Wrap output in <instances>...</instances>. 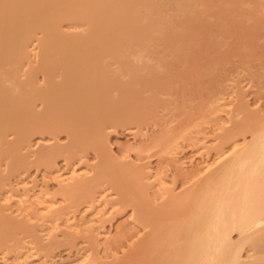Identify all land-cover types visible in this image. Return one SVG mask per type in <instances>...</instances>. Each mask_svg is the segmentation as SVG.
Instances as JSON below:
<instances>
[{"label": "bare ground", "instance_id": "6f19581e", "mask_svg": "<svg viewBox=\"0 0 264 264\" xmlns=\"http://www.w3.org/2000/svg\"><path fill=\"white\" fill-rule=\"evenodd\" d=\"M238 8L241 11L251 8L258 14L264 10V0H0V257L16 252L20 255L24 248L27 249L21 242L33 230L30 225L33 218L40 219L42 228L47 223L50 232L61 230L67 232L64 236H74L75 228L78 230L85 223L89 225V216L97 218L101 213V218L95 222H102L100 209L114 202L110 205L112 208L117 205L122 210L132 208L133 224L124 228L126 234L136 227L142 228L143 233L145 231L143 237L129 246L131 252L128 253L139 254L147 247L153 256L151 258H155L152 264H264V116L247 112L250 109L242 91L240 96L238 92L237 104L240 106L236 105L239 108L231 110L232 126L225 130L220 141H216L218 145L213 150V158L210 156L212 160L208 156L210 151H205L206 146L203 145L193 171V179L195 177L196 180H189L190 184L186 186L191 182L194 184L178 195L171 191L163 203V195L160 202L155 196L164 186V181L160 179L158 185L161 188L153 192L152 178L146 171L137 169L136 174L130 175L128 173L133 168L128 173L125 171L128 167L119 170L117 165L120 163L113 161L109 139L110 128L139 125L155 119L153 110L157 105L155 100L148 101L154 95L149 99L144 95L153 91L157 94V89L164 84L156 81L159 74L156 78L154 72L160 66L155 67L159 63L156 61L159 58L165 61L167 56L174 60V65L180 62L188 64L187 58L193 54L196 57L198 53L192 52L199 45H192V40L197 41L214 25L208 22L206 24L212 27L209 29L207 26L206 29V24L202 23L205 17H209L206 15L210 12L217 16H220L219 12L235 14L233 10ZM252 10L247 11L250 14ZM222 13L219 19L225 18ZM233 16L225 19H234ZM226 20L223 28L230 29L232 24ZM225 21L230 25H224ZM219 22L218 25H222ZM201 23L205 26L203 31L200 30ZM194 28L201 32L200 36L196 34L197 39L193 35L196 33ZM218 28H213L217 33L211 32L212 40L207 45L215 46L222 40L218 39V31L221 30ZM225 29L220 31L222 38L227 35ZM233 33L235 38L236 33ZM243 33L237 35L238 39L246 36ZM254 34L252 41L256 37ZM229 35L225 38L232 36ZM203 36L205 34L200 37L201 41ZM213 37L218 42H214ZM204 41H209V38ZM189 47L192 51L187 49ZM201 49L198 46L196 50L200 52ZM209 52L212 53L211 50ZM200 53L199 57H203L205 52ZM219 54L217 59L221 58ZM195 57L194 62L197 63ZM210 57L212 55L207 56L209 60L205 59L214 60ZM166 60V63L161 62L163 67L174 66ZM174 67L176 69V65ZM190 70L192 72L193 69ZM188 72L185 71L187 75L191 74ZM163 77L159 78L160 82H164V79L161 81ZM214 101L219 102L217 99ZM218 104L211 105L214 111L209 107L208 114H217L222 110L220 107H225L222 104L217 111L215 107ZM245 111L251 115H245ZM45 133L56 137L64 133L69 144L59 149L56 147L59 151L54 147L33 152L34 136ZM171 138V142L176 139L172 141ZM240 138L244 140L242 143ZM89 151L101 158L91 170L72 168L68 176L54 172L58 157L67 155L68 161H72L86 156ZM39 166L54 173L61 200H56V197L44 199L48 194L38 189L40 186L35 179H22L30 174L31 168ZM3 167L8 173L3 171ZM11 176L20 178L21 190L15 191L17 186L11 183ZM106 185L109 190H114L117 197L114 201L103 197ZM14 203L18 206L19 216L10 213ZM80 210L81 220L77 222L74 219L77 215L73 213ZM91 221L90 225H94ZM88 228L90 231L91 227ZM23 231V236L25 232L28 234L19 242L17 234ZM35 234L30 235L36 237ZM162 254L163 258L160 257ZM128 256L126 259L132 264L138 255Z\"/></svg>", "mask_w": 264, "mask_h": 264}, {"label": "rangeland", "instance_id": "374dc122", "mask_svg": "<svg viewBox=\"0 0 264 264\" xmlns=\"http://www.w3.org/2000/svg\"><path fill=\"white\" fill-rule=\"evenodd\" d=\"M251 8L246 9V10L243 8L242 9L243 11H241L240 8L233 10L236 16H233L234 13L233 14L228 13V14H231L230 16L226 14V12H225V15L223 14L224 12L223 13L219 12L220 16L222 13V16L225 18L232 17V16L235 17L234 19L232 18L233 21L231 18H229L231 19V22L235 23V25L231 23L230 20L228 19L229 23L232 24L230 25L229 23H227L228 21L222 17L224 20L227 21V22L225 21L226 24L224 25H230L231 27L230 29L226 26H224L223 28L224 20L219 19L220 18L219 14L217 16L216 14L213 13V12L217 13L216 11H212L214 15L211 14V12H210V15L207 14L206 16H209V17H205V18H207L208 21L207 19L204 18L203 22L202 20L201 22L205 24L208 22H211V25L214 24L212 25L213 27L211 25L208 26V24L205 25L206 29H207V26L209 29H211L210 27H212L210 32L206 30V33L208 32L209 34L206 35V33L204 32L205 36L208 37V35H210V37H208L209 41H204V40H208L207 37H206L207 39H205V36H203L204 39L202 40L206 44L200 40V37L202 38V35H204V34L202 35L200 34L201 33L200 30L203 31L202 27L204 26V24L201 23L199 24L201 28L198 27L200 28V30L199 29L197 30L196 28H194L196 29L195 30L196 33H193V35L195 34L194 36H196V39L198 35L199 36L201 35V36L197 39V41H195L194 39L195 37H194L193 38L194 40H192V42L193 41L194 42L191 43L192 45L199 44L198 45L199 48L200 49L202 48L200 51L201 53L199 52V50H196L198 46L197 47L194 46L196 47V49H193L195 51H192V49L190 48L191 46L187 48L189 50L191 49L190 51L192 52L198 51V53L200 54L205 52L204 54H202L204 55L203 56L204 58L201 55H200L201 57L200 58L198 53L196 54V57L193 53H187V54H193V55H190L189 58H187L188 61L190 62L188 64H182V62H180V64L175 63L176 65V69H175L174 67L175 65L173 62L174 60L165 56L164 55L165 53H164L162 55L165 56V61L163 58H162L163 61H161V59L159 58L160 61L159 60L156 61V62H159L158 65L157 66H155L156 64L154 65L155 67H158L160 64V66L162 67L161 68L159 66L158 67L159 70L157 69L155 71L156 73L154 72V75L156 76V78L158 77V75L156 74H159L160 79H161V76L162 77L165 76L161 80L163 81L164 79V82H160L159 78L156 79V81H158L159 83L161 84L164 83L162 87L160 86V88L157 89V94H154L153 92L155 91H153L152 93L144 95L146 98L148 97L151 98V96L154 95L152 99L148 98L149 99L148 101H151V102H153L154 100L156 101V102L154 101V104L156 103L155 105L157 106H155V109L153 110L154 111L153 117H155V119L154 118L148 119L145 123L143 122L139 125L138 124L123 125V126L110 128L109 130L110 132L109 139H110V144H111V149H112L111 151L112 158L115 159L113 161L116 162L117 160V163L118 164L120 163L119 165L122 166V169H121V166L117 165V167H120L119 170H125L128 167L125 171H127L128 173L129 171L132 170L131 173H128L130 175H133V173L136 174L137 169L146 171L145 173L151 176L149 178L150 179L152 178L150 180V183L151 185L153 184L152 187H154V189L152 188L153 190H151L153 192L158 191L161 188V187L159 188L158 183L161 182V180L164 181V186H162L161 188L162 190L160 189L158 191L159 193L157 192L155 196L157 202L158 201L160 202L161 198H162L161 203L166 201L165 199L166 197L168 198L167 195L171 193V191L174 194L176 193V195H178L180 193L185 192V190H187L192 184H194L191 182L190 186H186L190 184L189 180L192 181L193 179L194 167L200 158L199 153L201 152H199L200 151L199 149H201L202 147H204L203 145H205L206 146L205 151L208 150V152L210 151L211 153V154L209 153L210 155L208 156L209 157L211 156L213 158L214 153H215L213 150L218 145V142L216 141H220L222 134L226 132L225 130L232 126L231 121H230L231 119L230 115L232 114L231 110L232 108L236 109L238 106H240V103L237 104L238 102L237 100H238V97L240 96L241 91L248 105V108L250 109L247 112L253 111L254 113H258V115L260 116L261 114L262 116H264V27L262 28V26L264 25L263 24H261L262 26L260 25V23H264V20H263L264 10L259 11L258 14H256L255 12H253ZM247 10L249 11L252 10L253 14H251L252 12H250L251 14L250 15L249 11ZM254 14H256L258 19L260 20L255 21L254 19L257 17H255ZM235 19H238V20H235ZM243 20H244V23H243ZM257 21L258 23H256ZM218 22L221 23L222 25H218ZM241 22L243 23V25ZM236 23L237 24L239 23L237 27H236ZM257 24H259L261 27ZM240 25H242L243 27ZM195 26H198V25H195ZM218 26L221 28L220 30L221 32H224V29L226 27L225 29L227 31L226 36H228V33H230V35L233 36L234 35L233 32H235L236 33L235 38L234 36L227 37V38H225L226 36H224L226 40H223L224 39L222 38L223 36L221 37L220 35L222 33L218 31L220 38L217 37L218 35L216 37L218 39H222L221 41H219L220 43L217 45L215 44V46L211 44L207 45L208 42L211 43L210 42V39L212 37L211 32L217 33L216 32L217 30L215 31L213 30V28L217 29ZM257 26L260 28H258ZM238 29H242V31L241 30L239 31ZM244 29H245L244 33L246 36L242 39H240L239 37L238 39L237 35L243 33ZM244 33H243V36H244ZM253 34L256 35V37H255V40L252 41V39H254L251 37L253 36ZM215 39L213 41L218 42V39L216 41ZM249 40L252 43H250ZM202 42H203V46L201 45ZM175 44L177 47L178 44L177 43ZM219 45L221 46L216 47ZM212 46L215 48H212ZM210 50L212 53L209 52ZM215 52L217 54L220 53L218 57L219 56L221 57L220 58L221 61L220 59H217V54ZM213 53L216 54V55L214 54L215 57H213L214 56ZM167 54L168 53H166V55ZM208 55L209 56L212 55V57L210 58H214V60L207 61L209 60L207 59ZM194 57H195V60L197 59V63L194 62ZM222 57H224V59H222ZM191 58H193L192 59L193 61L190 60ZM198 58H200V61ZM202 58L203 59L206 58L207 60L206 59L203 60ZM166 59L168 60L171 59L168 63L172 62L174 66H170V67L165 66L166 68L163 67L164 66L163 63L167 62ZM174 59L176 60L175 57ZM181 59L182 58H180V61H183ZM215 59H217V61H215ZM214 61L215 63L210 65ZM206 62L209 64H207ZM219 62L221 63L217 64ZM198 63H200V65H198ZM204 63H206V65H204ZM151 64H154V63L152 62ZM191 64L195 65L196 67L191 66ZM185 65H188V67ZM215 65L217 68L219 67V69H216ZM184 66L187 69L184 68ZM198 66H201L202 68L199 69ZM211 66H213L214 68ZM190 67L193 69L192 70L193 73L191 72ZM188 69L190 70V72H188L189 71ZM185 71L186 73L188 72V74L189 73L191 74L187 75ZM201 71L203 74L201 73ZM183 73H184V76L182 77ZM154 75L153 77H155ZM165 81L167 83H165ZM238 92H239V96H238ZM155 95H158V96L156 97ZM155 97L158 101L155 99ZM216 99L217 101L219 100V102H221L220 104L221 106L223 104L225 105V107L224 106L220 107V105L218 104L219 102L217 103L214 101ZM208 102L209 104H207ZM213 104L214 106L218 104V106L215 107L216 108L215 110H217L218 107H220L219 108L220 110L221 109L222 110L224 109V110L223 111L221 110L220 112H217L218 111L217 110L215 111V113L217 112V114H214L213 113L214 108L211 109ZM202 105H206V106H202ZM202 107L205 109H203ZM206 107H207V110H206ZM208 108L210 110H213L211 112L214 115L208 114L210 113ZM204 110L208 112H205ZM247 112L245 111L244 114L245 115L248 114L249 116L252 114L251 112H249L251 114ZM254 115L256 116L257 114H254ZM180 132L183 133L184 135H182ZM171 134H173V136ZM175 134H177V138ZM181 135L182 137H179ZM171 136L175 137L176 139L174 138L175 139L174 140L173 138H171ZM169 138H171L172 141L173 140L174 141L177 140V141L171 142L169 141L170 140ZM247 138H249V135H247ZM239 140L240 142L241 140L242 142L244 141L242 138H240ZM167 141L169 143H167ZM173 143H176V144H173ZM68 144H69V139L67 135L64 133H61L57 137L49 133H45L43 135L34 136L33 141H32V147H33L32 150L33 152L37 150L36 153H38V149L41 151V149L42 150L52 149L55 147L54 150H56V147L59 149L61 146L63 147ZM56 151H59V150H56ZM205 155L207 156V154ZM211 157L210 159L212 160ZM100 160L101 158H98L96 153L93 151H89L86 156L82 155L80 157L73 159L72 161H68L67 155H63L56 159L57 167H56V170H54V172L59 171L61 175L68 176L69 174L67 173H69L70 170H72V168L73 169L75 168L77 170L85 169L88 171V170H91L92 167L94 168L95 166H97ZM2 169L3 171H5V173H8V171L6 170V167H3ZM11 177H12L10 178L11 183H13L15 187L17 186V189H16L12 185L15 188V191L21 190L22 188L18 184L20 182V178H18L17 176H11ZM29 177L36 180L37 186L41 187V188L39 187L38 189H42L43 191L47 192L48 196H46L44 199L51 200V199H55L54 197H56V200H61L60 199L61 197L57 193L59 186L56 180L54 179L55 177L54 173L47 172L44 166L43 167L39 166V167L31 168L30 174L28 175L26 174L25 177H22V179L26 178L28 179V181L32 180V179H29ZM193 180L195 182L196 180L195 177ZM185 181H187L188 183ZM155 188H158V189H155ZM184 188H187V189H184ZM103 189H104V192H106L105 194L106 196L105 195L103 196L104 198L107 197L108 198L107 200L109 201H114L115 199H117L116 194H114L115 192L113 189L109 190L107 185ZM160 192L162 194H160ZM56 193L59 197L56 196ZM165 193H166V196H164ZM109 204L114 205V202L112 203L110 202ZM110 205L106 204L105 208L103 207L100 209V211L103 214L102 215L103 221L102 222L99 221L100 223L97 221L98 224H96L95 221L96 219L101 218V213L97 216V218L96 217L91 218L92 215L88 217V215L90 214L86 215V217H88L87 222L89 225L87 226L85 225L87 223H85L82 226L85 225L86 227L81 226L79 227L78 230L75 228L76 232L73 230L74 236L72 235L64 236L67 232L65 233V231H61V230H60L61 232L56 231V230H51L50 232L49 231L50 226H48L47 223H45V225H47L48 227H46L45 225L43 226L47 230L45 231L44 228L40 227L42 226L41 224L42 222H40V219L37 220L38 219L37 218L36 220H34L33 218V220H31L29 216L28 219L31 220L30 225H32L31 229L33 227V230L35 231L34 232L32 230L31 233L33 234L36 233L37 235L36 234L35 235L39 239V241L38 239H35V240L32 239L36 237L31 236L30 235L31 233L27 236L26 234H28V232L27 233L25 232L24 236H27V237L23 236L24 231L22 232V234L18 233L17 237L18 235L19 237L16 240L21 242V240L24 237L25 239L22 240L21 244H23L24 242V244L26 245H23V246H25L27 249L24 250L25 249L24 248L22 250V253L21 254L19 253L20 255H18L16 252V253H10L9 255H4V258L3 256H1L0 258H2L1 259L2 261H0V264H5V263L6 264H61V263L62 264H122V263L129 264L128 262L129 259L127 260L126 258L129 257L128 255H130L131 257L134 254H137L138 256H135L136 259L134 258L135 260L134 261L132 260L133 262L132 264H136V263L137 264H152L154 263L153 259L155 258L153 259L151 258L153 256H150L151 254L148 251L149 248L146 250L147 247H144V250L140 252L141 253L140 256H139L140 253L138 254L137 252H134V251H133L134 253L132 252L133 255L128 253V252H131L129 251L131 250L129 246H131L134 242H136V240H138L140 237H143L145 234V231L144 233L143 231H141L142 228H137V227L134 228V230L130 232L128 231V233L126 234V231L124 230V228L126 229L129 226L131 227L132 226L131 224H133L132 208H127L126 210L125 209L122 210L120 206L118 205L116 207L113 206L114 208H112ZM10 213L16 216L18 214L19 216L18 206L15 203L13 204V207L11 208ZM80 213H81V210L80 212L73 213L77 215V216L74 215L76 216V218L74 219H76L77 222L81 220ZM20 217H22V215ZM90 218L91 220H93V224L95 223L94 225L92 224L90 225V222L92 223V221L89 220ZM76 220H73V221H76ZM88 227H91L90 231H87L90 229ZM40 228H42V231ZM80 228H82V230ZM65 229L66 228H63V230ZM92 229L94 230L97 229L98 231H92ZM43 230H44V233H43ZM84 231L86 232V234ZM122 231H124V233ZM92 235H93L94 240L92 239ZM94 237L96 238V241ZM20 238L22 239L20 240ZM160 257L163 258V254ZM156 261L157 260H155V262Z\"/></svg>", "mask_w": 264, "mask_h": 264}]
</instances>
